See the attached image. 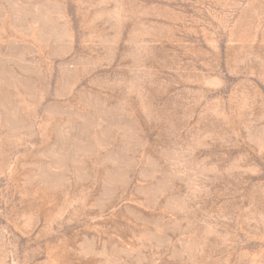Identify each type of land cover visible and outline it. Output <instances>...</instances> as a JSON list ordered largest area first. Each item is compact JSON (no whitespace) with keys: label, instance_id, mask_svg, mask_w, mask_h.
I'll return each instance as SVG.
<instances>
[{"label":"rangeland","instance_id":"1","mask_svg":"<svg viewBox=\"0 0 264 264\" xmlns=\"http://www.w3.org/2000/svg\"><path fill=\"white\" fill-rule=\"evenodd\" d=\"M0 264H264V0H0Z\"/></svg>","mask_w":264,"mask_h":264}]
</instances>
